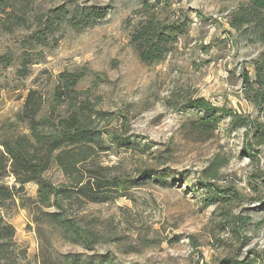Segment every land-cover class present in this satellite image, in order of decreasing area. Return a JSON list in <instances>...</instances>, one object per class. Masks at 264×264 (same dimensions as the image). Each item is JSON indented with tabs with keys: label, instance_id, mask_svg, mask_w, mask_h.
Listing matches in <instances>:
<instances>
[{
	"label": "rangeland",
	"instance_id": "rangeland-1",
	"mask_svg": "<svg viewBox=\"0 0 264 264\" xmlns=\"http://www.w3.org/2000/svg\"><path fill=\"white\" fill-rule=\"evenodd\" d=\"M242 2L39 0L16 7L14 15L26 18L22 26L0 16V56L12 58L11 66H0V185L22 189L0 207V264H216L231 257L264 264V146L229 119L211 139L193 132L190 122L203 112L185 108L204 98L264 123L242 77L254 76L264 42L229 24ZM149 3L162 23L187 27L165 60L151 66L140 61L131 36L150 16L143 11ZM91 6L106 8L105 18L89 28L63 22L47 33L45 46L25 45L61 7L70 17ZM62 73L83 77L79 93L58 104ZM33 91L41 133L80 129L90 142L58 150L21 188L7 145L33 152L22 117ZM59 158L75 164L76 178L91 179L93 190L110 185L100 193L106 201L73 194L57 199L60 209L38 204V181L63 189L76 179ZM214 162L224 167L209 182L226 191V203L199 181ZM52 213L92 232L97 243H74L48 222Z\"/></svg>",
	"mask_w": 264,
	"mask_h": 264
},
{
	"label": "trees",
	"instance_id": "trees-1",
	"mask_svg": "<svg viewBox=\"0 0 264 264\" xmlns=\"http://www.w3.org/2000/svg\"><path fill=\"white\" fill-rule=\"evenodd\" d=\"M39 0H0V16L6 15L9 22L18 27L24 25L25 16H15L17 6H30ZM236 12H234L229 18V24L236 32L239 31H251L253 35H256L259 40L264 42V0H243ZM154 5L151 3L146 4L143 11L150 15L154 10ZM53 16H50L46 21L45 30H37L33 33L25 45L28 46H45L48 38L47 33H51L54 26H61L63 22L68 23L73 28H89L91 25L99 20L105 18L107 9L96 6L75 12L70 17V11L65 7L55 11ZM187 27L183 23L170 24L162 23L153 15L148 16L146 21L141 22L133 32L132 45L137 51L140 61L148 66L161 63L165 60L166 56L172 51V47L177 43L178 37ZM253 30V31H252ZM12 64V58L8 55L0 56V66L9 67ZM254 76L251 77L248 72H243V85L244 92L247 101L257 108L261 114H264V52L254 61ZM80 73H62L58 77V85L55 90V101L58 104H62L65 100V96L72 98L73 95H77L78 85L82 79ZM35 92H31L27 97L26 104L24 106L22 117H25L29 121V128L31 132V139L34 144L32 145L33 152H30L26 147L20 145L14 147L7 145V152L14 162V167H18L17 178L18 185L22 188L26 183L35 181L36 175L42 173L47 169L48 161L53 158V155L65 146H77L81 143L90 142L89 135L76 129L64 128V133L58 135L49 134V136L41 133L40 126L41 121H37V116L40 113L41 101L33 98ZM185 108L200 110L203 115L197 118V120L191 121L193 132H199L206 134L208 139L212 138V134L216 128L224 121L229 119L233 126L243 128L246 130V136L252 134L256 139V146H264V123L258 121L259 119L251 120L249 117L240 115L233 109L228 107H217L204 98H199L195 101H190ZM70 132V133H68ZM250 132V134H249ZM251 150L255 152L254 147ZM63 171H65L72 178H76L75 164L68 161L62 162ZM224 167V164L214 162L209 168L203 171L205 181L199 179L200 183L216 198H221V202L226 203L227 198L223 196L226 192L209 181H214L218 177L220 169ZM150 175L153 171H150ZM86 180H88L86 182ZM208 180V181H207ZM91 179H84L83 177L74 179L73 183L66 188H60L52 183L46 181H38V199L37 203L45 209H51V207H57L60 209V205L57 201L59 198H70L75 195H82L91 202H105L106 199L100 194L106 189H110V185L105 183L95 184L97 188L93 190ZM86 182V183H85ZM121 187V186H120ZM22 189L17 190L16 187H8L0 185V207H6L7 202L14 200L17 193ZM219 193V194H218ZM229 200V199H228ZM48 216L49 223L52 225H58L59 229L64 235L70 238L71 241L77 244L95 245L97 242L96 236L92 232H84L76 224L69 222L58 213H52ZM239 221V219H237ZM240 222V221H239ZM10 228V227H8ZM7 228V229H8ZM216 264H257L254 259H248L240 261L234 257L223 259Z\"/></svg>",
	"mask_w": 264,
	"mask_h": 264
}]
</instances>
